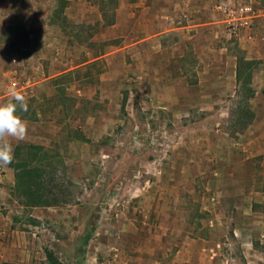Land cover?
<instances>
[{
  "label": "rangeland",
  "instance_id": "374dc122",
  "mask_svg": "<svg viewBox=\"0 0 264 264\" xmlns=\"http://www.w3.org/2000/svg\"><path fill=\"white\" fill-rule=\"evenodd\" d=\"M220 2L258 26L264 0H0V104L28 101L0 213L54 264H264V50Z\"/></svg>",
  "mask_w": 264,
  "mask_h": 264
},
{
  "label": "crops",
  "instance_id": "0c3cea01",
  "mask_svg": "<svg viewBox=\"0 0 264 264\" xmlns=\"http://www.w3.org/2000/svg\"><path fill=\"white\" fill-rule=\"evenodd\" d=\"M257 18L259 19L257 20L258 26L256 28L253 29L252 26H245L242 28V31L239 35H235L242 36L240 39H246L250 43L248 45L250 51L256 50L258 52V50H264V11H262V13ZM257 30L258 33L262 35L257 36ZM164 33L165 31L154 33L151 35V38L157 35H163ZM241 60L247 61L246 58H239L235 65L236 70L233 74V79L236 84L235 87H237V93L240 92V95H242V92L245 91L244 81L246 77V73H243V71L241 72V68H239ZM262 65L264 66V63ZM244 66L245 65H243L242 69ZM241 73L243 76V81L240 79ZM261 73H263V82L264 68H262ZM253 79L254 75L251 74L250 86L253 87L254 94L256 95L258 92H256L254 88ZM1 83L2 79L0 78V86ZM254 94L250 96L249 100H245L248 103L247 105H250V100L252 97H254ZM0 97L5 96L0 94ZM245 97L247 96L243 94L241 99ZM260 112H264V110ZM260 120H262L260 122H262L264 125V115ZM16 225L17 223L15 222V218L6 216L4 213H0V264H51V260L48 256L49 251L46 250V247L44 246L45 243L43 244V242H41V238H34L37 235L33 237L28 232L21 230L20 227H17ZM57 260L60 259L58 258Z\"/></svg>",
  "mask_w": 264,
  "mask_h": 264
},
{
  "label": "clouds",
  "instance_id": "9594fccd",
  "mask_svg": "<svg viewBox=\"0 0 264 264\" xmlns=\"http://www.w3.org/2000/svg\"><path fill=\"white\" fill-rule=\"evenodd\" d=\"M28 111L26 96L17 90H11L10 99L0 104V167H7L14 160V148L9 138L23 140L28 131L21 112Z\"/></svg>",
  "mask_w": 264,
  "mask_h": 264
},
{
  "label": "built area",
  "instance_id": "2783aa9c",
  "mask_svg": "<svg viewBox=\"0 0 264 264\" xmlns=\"http://www.w3.org/2000/svg\"><path fill=\"white\" fill-rule=\"evenodd\" d=\"M218 9L228 13L227 23L229 25L230 31L234 34H239L240 29L245 26L251 27V8L248 6L242 7L239 10H233L225 2H220ZM240 15V16H239ZM2 210V205L0 204V211Z\"/></svg>",
  "mask_w": 264,
  "mask_h": 264
},
{
  "label": "trees",
  "instance_id": "16d2710c",
  "mask_svg": "<svg viewBox=\"0 0 264 264\" xmlns=\"http://www.w3.org/2000/svg\"><path fill=\"white\" fill-rule=\"evenodd\" d=\"M243 65H245L244 66V68L242 69V67H243ZM250 65V62H248V61H245V60H241V62H240V66H239V68H241V72L243 71V73L246 71V66L248 67ZM240 79L243 81V76H242V73H241V75H240ZM250 80H251V74H249V76H246L245 77V84H244V88L247 90V93H249L250 94V96H252L253 94H254V90H253V88L250 86ZM19 175V178H20V174H18ZM39 176V175H38ZM31 189H32V186L30 185V184H28V191L29 192H31ZM36 194H37V192H33V194H32V197H34V198H32V199H37V198H39V196L38 197H36ZM36 197V198H35ZM41 198L40 199H37V200H35L34 202H36V204L35 205H44V200H43V196H40ZM46 203V202H45ZM48 256H49V259L51 260V264H54L53 262L55 261V262H57V263H59L58 262V258H57V255H56V253L55 252H53V251H49L48 252ZM54 259V260H53Z\"/></svg>",
  "mask_w": 264,
  "mask_h": 264
}]
</instances>
